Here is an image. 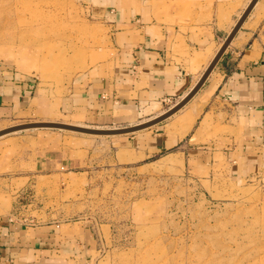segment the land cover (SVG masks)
<instances>
[{
    "label": "rangeland",
    "instance_id": "374dc122",
    "mask_svg": "<svg viewBox=\"0 0 264 264\" xmlns=\"http://www.w3.org/2000/svg\"><path fill=\"white\" fill-rule=\"evenodd\" d=\"M256 9L250 29L264 48V1ZM110 36L78 0H0V71L31 79L34 93L56 109L51 117L36 105L0 122V130L51 118L98 129L154 119L99 126L58 109L78 74L113 57ZM176 103L163 102L152 116ZM157 125L117 136L58 129L3 136L0 201L17 205L21 221L84 236L68 245L82 247L81 264H264V170L240 179L180 154L143 159L116 148L115 141ZM44 153L67 166L45 165Z\"/></svg>",
    "mask_w": 264,
    "mask_h": 264
},
{
    "label": "crops",
    "instance_id": "0c3cea01",
    "mask_svg": "<svg viewBox=\"0 0 264 264\" xmlns=\"http://www.w3.org/2000/svg\"><path fill=\"white\" fill-rule=\"evenodd\" d=\"M78 1L109 28L113 57L78 74L58 109L106 126L154 118L165 101L178 104L197 84L251 0ZM263 1L181 109L185 113L146 133L115 141L119 151L143 159L180 154L201 169L240 179L264 170V48L250 29ZM34 92L31 79L0 71V122L34 111L36 105L53 117L56 109H50V99ZM43 155L47 166L62 169L68 164L62 156L52 160ZM17 210L13 202L0 201V264H81L82 247L68 245L84 242V236L57 231L52 223L21 221Z\"/></svg>",
    "mask_w": 264,
    "mask_h": 264
},
{
    "label": "water",
    "instance_id": "95a60500",
    "mask_svg": "<svg viewBox=\"0 0 264 264\" xmlns=\"http://www.w3.org/2000/svg\"><path fill=\"white\" fill-rule=\"evenodd\" d=\"M258 0H252L251 3L248 5L247 9L244 11L243 15L240 17L230 34L226 37L224 44L216 54L215 58L209 65V67L206 69L203 76L200 78V80L197 82V84L193 87V89L177 104L175 107L170 109L168 112L164 113L163 115L152 119L151 121H148L144 124L140 125H134L130 127L125 128H119V129H113V130H103V129H88V128H81V127H75L70 125H63L60 123H24L20 125H16L13 127H9L7 129L0 131V138L12 133L25 131V130H32V129H58V130H68L73 131L81 134H87V135H94V136H117V135H124V134H130L139 132L145 129H148L152 126H155L164 120L171 117L173 114L181 110L198 92V90L202 87L206 79L209 77L211 72L214 70L215 66L221 59L224 52L227 50L228 46L246 21L247 17L249 16L250 12L252 11L253 7L255 6L256 2Z\"/></svg>",
    "mask_w": 264,
    "mask_h": 264
},
{
    "label": "bare ground",
    "instance_id": "6f19581e",
    "mask_svg": "<svg viewBox=\"0 0 264 264\" xmlns=\"http://www.w3.org/2000/svg\"><path fill=\"white\" fill-rule=\"evenodd\" d=\"M61 1H63V0H61ZM251 1H252V0H251ZM251 1L248 3V5L251 3ZM258 2H259V0L256 2L255 6L258 4ZM248 5H247L246 8L244 9V11L247 9ZM255 6L253 7V9L255 8ZM253 9H252V10H253ZM244 11H243L242 14L240 15V17L243 15ZM251 12H252V11H251ZM251 12H250V13H251ZM249 15H250V14H249ZM240 17L238 18V20L240 19ZM248 17H249V16H248ZM248 17H247V18H248ZM238 20L235 22L234 26L236 25V23L238 22ZM244 23H245V22H244ZM234 26L232 27V29L234 28ZM232 29H231V31H232ZM231 31H230V32H231ZM230 32H229V34H230ZM229 34H228V35H229ZM224 42H225V41H224ZM223 44H224V43H223ZM223 44H222V45H223ZM221 47H222V46H221ZM221 47H220V48H221ZM219 50H220V49H219ZM219 50H218V51H219ZM218 51H217V53H218ZM217 53H216V54H217ZM216 54L214 55V57H213V58L211 59V61L209 62L207 68L209 67V65L211 64V62L213 61V59L215 58ZM207 68H206V69H207ZM206 69H205V71H206ZM205 71L203 72V74L205 73ZM203 74H202V76H203ZM202 76H201V77H202ZM199 80H200V79H199ZM187 94H188V93H187ZM176 105H177V104H176ZM174 107H175V106H174ZM172 108H173V107H172ZM172 108H171V109H172ZM169 110H170V109H169ZM169 110H168V111H169ZM168 111H166V112H168ZM166 112H164V113H166ZM164 113H162L161 115H163ZM161 115H159V116H161ZM173 115H174V114H173ZM159 116H157V117H159ZM157 117H155V118H157ZM151 120H152V119H151ZM151 120H149V121H151ZM147 122H148V121H147ZM32 123H60V122L43 121V122H32ZM144 123H146V122H143V123H140V124H144ZM60 124H63V125H70V126H75V127H81V128H88V129H98V128H92V127L90 128V127H87V126H86V127H84V126H79V125H77V124H76V125H74V124H69V123H60ZM140 124H137V125H140ZM133 126H134V125H133ZM12 127H13V126H12ZM129 127H130V126H129ZM8 128H9V127H8ZM5 129H7V128H5ZM116 129H119V128H116ZM3 130H4V129H3ZM103 130H113V129H106V128H105V129H103ZM0 131H1V130H0ZM65 131H68V130H65ZM72 132H73V131H72Z\"/></svg>",
    "mask_w": 264,
    "mask_h": 264
}]
</instances>
